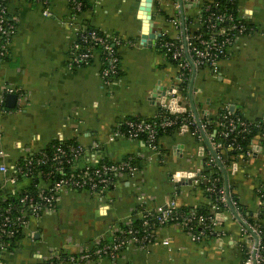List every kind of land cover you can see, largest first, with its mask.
Wrapping results in <instances>:
<instances>
[{
    "label": "crops",
    "instance_id": "0c3cea01",
    "mask_svg": "<svg viewBox=\"0 0 264 264\" xmlns=\"http://www.w3.org/2000/svg\"><path fill=\"white\" fill-rule=\"evenodd\" d=\"M82 1L87 8L75 15L70 0H53L51 15L46 16L40 3L9 0L16 30L6 56L0 55V100L7 99L8 88L20 94L14 109L6 108V100L4 107L0 103V160L12 165L54 141H75L87 149L80 167L90 165L93 156L108 163L137 157L140 172L119 179L102 195L64 191L54 213L32 222L13 246L0 251V264H43L58 255H80L92 251L99 240L112 243L128 220L142 218L144 210L171 201L189 208L208 204L205 192L195 184L207 145L192 131L162 136V155L141 141H111L125 120L154 118L173 98L163 92L180 86L179 70L158 49L159 39L151 47L141 42L142 35H150L144 22L147 0ZM192 1H184L188 33L199 28L201 6L215 2ZM237 4L255 31L236 39L217 72L197 69L193 100L202 122L217 121L225 107H233L248 121L264 122V0H237ZM178 6L179 0L152 1V34L181 37L182 27L174 24L177 19L181 23ZM86 24L123 40L118 50L122 74L108 87L101 79L99 53L88 67L71 66L76 33ZM187 104L190 107L189 99ZM254 145L255 155L241 157L227 172L239 204L255 219L258 216L264 227L257 195L264 185V144L255 139ZM232 216L229 213L222 221L223 237L208 236L198 242L180 226L168 224L157 230L155 241L147 247L131 244L115 258L79 264H244L242 225Z\"/></svg>",
    "mask_w": 264,
    "mask_h": 264
},
{
    "label": "built area",
    "instance_id": "2783aa9c",
    "mask_svg": "<svg viewBox=\"0 0 264 264\" xmlns=\"http://www.w3.org/2000/svg\"><path fill=\"white\" fill-rule=\"evenodd\" d=\"M27 1L40 3L44 7V14L46 16L51 15V2L49 0ZM70 4L75 15L82 12L84 4L81 0H70ZM213 4L215 7L207 6L203 12L200 10L199 28L196 32L188 33L182 29V35L178 39H169L165 35H161L159 40L157 39L158 49L167 55L179 70L180 86L186 81L188 74H191L193 65L197 69L210 68L217 72L219 62L228 56L229 49L236 39L255 31L253 27H249L245 23L244 17L241 16L236 20L235 16L228 10L218 9L219 3ZM178 9L180 11V6ZM177 20L174 21V24L181 28L182 23ZM15 30L16 21L9 14L7 0H0L1 57L6 56ZM80 43H84L88 48L81 51ZM115 45L121 47L123 42L120 38L114 37V34L104 33L103 37L97 31H86L85 25L81 26L73 43L71 66L73 68L90 66V62L99 53L96 49L101 47L104 61L100 75L103 84L108 87L116 81L121 70V58L119 52L114 50ZM180 86H178L177 95L180 96V103L185 102V105H181V107L187 108V112L183 114H188V116L187 119L182 120L179 130H190L197 136V139L203 141L201 129L192 110L186 106V99ZM6 94L18 97L20 93L16 89L8 88ZM5 100L4 97L0 100L3 107ZM161 108L165 110V113L156 115L152 122L125 120L115 129L111 141L119 138L143 141L153 153L162 155L163 152L159 145L160 132L175 127L183 114L172 113L166 103ZM223 110L218 124L222 129L219 135L221 138L217 143H211L214 151L220 150L221 153L225 154L223 148L226 141L230 150L243 151V148L238 144V139L257 130L259 135L252 140L251 146L240 158L246 159L254 156L256 151L255 139H259L264 144V122L256 124L243 119L236 115L235 111L237 110L232 111L231 107H225ZM206 128L207 125L202 124L205 133ZM215 135L216 133L212 137L208 136L210 142L213 141L212 138ZM2 138L0 131V142ZM86 153L85 147L75 143L54 145L49 150L44 149L39 153H28L12 165H7L0 160V251H4L11 245L10 243L21 237L29 229L32 222L41 219L44 215L54 213L64 191H89L102 195L113 188L119 179L125 176L131 177L140 172V169L129 161L105 163L95 159L94 156L90 165L80 167L79 161L87 155ZM1 156L2 153L0 152V158ZM218 158L220 159V157ZM205 159H208V165H218L212 153L207 154ZM177 178L175 177V180H178ZM203 183L206 184V189L203 191L211 195V199L214 197V201L208 200L211 204L209 216L197 215L195 211L189 214L182 213L177 202L171 201L156 209L144 210L141 227L139 229L129 228L126 232H121L112 243L99 240L92 251L70 257L58 255L47 261L48 264H79L90 262L94 258H115L127 245L132 244L144 248L152 244L155 241L157 230L168 224L180 226L190 235L192 240L198 242L208 236H225L226 232L222 229V221L227 214H232L227 190L218 185L217 178L212 179L201 173L195 179V184L200 187ZM259 199L261 208L264 210V202L261 198ZM231 204L236 210L235 207L238 204L232 200ZM238 215L240 216L239 213ZM232 217L235 219V216ZM256 220H258V216ZM131 222L132 220H128L127 224H131ZM259 226L258 224L253 228L248 226L259 237L257 246L254 237L244 226H241L243 244L247 247L244 264H254V262L264 264V239L261 237L262 231Z\"/></svg>",
    "mask_w": 264,
    "mask_h": 264
},
{
    "label": "trees",
    "instance_id": "16d2710c",
    "mask_svg": "<svg viewBox=\"0 0 264 264\" xmlns=\"http://www.w3.org/2000/svg\"><path fill=\"white\" fill-rule=\"evenodd\" d=\"M33 1V0H32ZM51 3L53 0H49ZM82 1V0H81ZM9 2V0H7V3ZM31 2V1H30ZM83 4H84V7H83V10L82 12L87 8V5H86V2L82 1ZM215 2L219 3V7L218 9H223V10H228L230 13H232L236 20H238V18L241 17L240 15V12H239V8H238V4H237V0H215ZM214 2V3H215ZM207 6H211V7H215L213 3H205L201 6V11L203 12L204 9L207 7ZM189 19H186V25H187V21ZM245 23L249 26V27H253L247 20H245ZM254 28V27H253ZM85 30L86 31H97V33L100 35V36H103L104 37V33L98 29H96L95 27L91 26L90 24H86L85 25ZM253 32L251 33H248L249 34H252ZM114 37H117V38H120L121 37L119 35H116L114 34ZM122 40V39H121ZM123 42V40H122ZM81 45V51H84L86 50L88 47L87 45H85L84 43H80ZM89 45H92L89 43ZM119 46L115 45L114 47V50L115 51H118L119 50ZM97 52L100 53V56H101V62H103V49L100 47V48H97L96 49ZM120 56V55H119ZM93 61V60H92ZM92 61L90 62V64H92ZM172 63H174L172 60H170ZM175 64V63H174ZM102 66H103V63H102ZM122 72L121 70L119 71V74H118V78L121 76ZM191 76H192V72L191 74L189 73L188 76L186 77V81L180 86L182 88V93H183V96L185 97V99H188L189 97V85H190V80H191ZM189 105L187 104V107ZM190 109V107H188ZM224 110H221L220 112V115H219V119L217 121H205V122H202L203 125H207V128H206V134L207 136L209 137H212V135L214 133H216L215 137L212 138V142L211 143H217L219 140H220V133L222 132V129L218 126L219 122H220V117H221V114H223ZM165 113V110H163L162 108L159 109V112L157 114L158 115H162ZM235 114L240 116L241 118L245 119L241 114L240 112L238 111H235ZM187 116L188 114H183L181 115V118H180V121L179 123L173 127L172 129H167L166 131H161L160 132V135L159 137L161 138L162 136L164 135H170V134H173L177 131H179V128L182 124V120L184 121L185 119H187ZM128 120H132V121H148V122H152L154 121L155 119H144V118H140V117H137V118H129ZM256 124L258 123H263L262 121L260 122H254ZM194 131V129H191ZM259 134H258V131L255 130L253 131L250 135H244L245 137L242 138L240 137V139H238V144L240 147L243 148V151H238L236 149H229L228 147V142L226 141L225 142V147L223 148V150H225V154L221 153L220 150L218 151H215L217 156L220 157V161L222 162L223 166L225 167L226 170H228V168L235 162H238L240 160V156L245 152L247 151V149L251 146V142L252 140L257 137ZM143 142V141H141ZM77 142L75 141H54L53 143H51L46 149H51L52 146L54 145H68V144H75ZM78 144V143H77ZM208 150V154H210V150L207 148ZM125 161H129L130 163H132L133 165L137 166L139 169H140V159L137 158V157H131V158H127ZM102 162H105V163H108L106 161H102ZM124 162V161H123ZM208 159H205L204 160V170L202 171V175H205L209 178H217L218 179V185L221 186V187H225V181H224V177H223V174L220 170V167L219 165L215 166V165H208ZM200 188L202 190H205L206 189V184L203 183L201 184ZM229 193H230V198L233 202H236L238 204V206H236V210L237 212L240 214V215H243V221L246 222L247 226H251L252 228L256 226V224L260 225V229L262 231V239H264V227L262 226V224L260 223V218L258 220H256L253 216H251L250 213H248L246 211L245 208H243L240 204H239V201H238V198L237 196L232 192V189L230 188L229 189ZM205 192V191H204ZM206 197H207V200L211 199V195L205 193ZM257 195L259 198H261V200L264 202V185L260 186L258 191H257ZM214 201V197H212V199ZM141 210H144V209H141ZM180 212L182 213H185V214H189L190 212L192 211H195L197 213V215H205V216H209L211 214V204H209V201H208V204L205 206V207H202V208H189V207H180L179 208ZM142 222H143V219L142 218H139V219H135V220H132L131 224H126L122 230V232H126L129 228H134V229H139L142 225ZM193 225H196V223H193ZM20 239L17 238L16 241H13L11 244V246H13L18 240ZM242 250H243V253H244V256L246 258V252H247V247L243 244L242 245ZM43 264H48V262H45Z\"/></svg>",
    "mask_w": 264,
    "mask_h": 264
},
{
    "label": "water",
    "instance_id": "95a60500",
    "mask_svg": "<svg viewBox=\"0 0 264 264\" xmlns=\"http://www.w3.org/2000/svg\"><path fill=\"white\" fill-rule=\"evenodd\" d=\"M152 1L153 0H147L145 3V6L143 7V10H144V15H146V18L144 20V22L146 23L145 26H146V29H145V32H150V35H142V44L146 45L145 46H149L151 47L152 44H153V41L154 40H157L158 38L161 37V35H155V34H152V25H153V22L151 20V7H152ZM184 1H191V0H179V3H180V17H181V23H182V29L183 31L185 32L186 31V17H185V7H184ZM150 26H149V24ZM148 25V26H147ZM151 39L152 41H148L146 42V40H149ZM196 73H197V68L193 65V69H192V76H191V80H190V85H189V103H190V107H191V110L195 116V119L197 121V124L199 126V128L201 129V135L203 137V141L205 142V144L207 145V148L210 150V152L212 153V155L215 157L219 167H220V170L223 174V177H224V181H225V188L227 190V195H228V202H229V206H230V209L232 211V213L234 214V216L236 217V219L238 220V222L244 226L246 228V230L254 237L255 241H256V246L258 244V240H259V237L254 233V231L252 229H250L246 223L242 220V218L238 215L237 211L234 209V207L232 206L231 204V198H230V194H229V189H230V186H229V180H228V172L227 170L225 169V167L223 166L222 162L220 161V159L218 158L216 152L214 151L212 145H211V142L209 141L208 139V136L207 134L203 131L202 129V121H201V118L199 116V113L195 107V104H194V100H193V87H194V81H195V77H196ZM178 90H179V87L177 86L175 89H171L170 91H166L163 92V96L165 97L166 95L169 97L170 95H173L174 97L170 99V102L168 103V109L172 112V113H186L187 112V108H183L181 107V103H180V96L177 95L178 93ZM157 96H158V93H157ZM155 97V96H154ZM16 102H17V96L16 95H7V99H6V108L8 109H14L15 106H16ZM231 110L233 111L234 108L231 107ZM254 255H255V252H254ZM254 264H256V262H254Z\"/></svg>",
    "mask_w": 264,
    "mask_h": 264
}]
</instances>
